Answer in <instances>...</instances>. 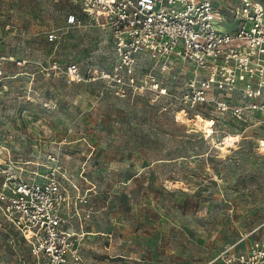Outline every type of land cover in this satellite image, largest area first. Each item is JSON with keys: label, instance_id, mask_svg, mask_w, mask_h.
Returning <instances> with one entry per match:
<instances>
[{"label": "rangeland", "instance_id": "obj_1", "mask_svg": "<svg viewBox=\"0 0 264 264\" xmlns=\"http://www.w3.org/2000/svg\"><path fill=\"white\" fill-rule=\"evenodd\" d=\"M70 11L85 24L67 27ZM0 56V168L41 179L60 165L70 192L87 194L93 212L76 220L85 234L75 243L85 264H217L227 244L264 233V118L239 121L212 107L186 116L191 73L180 66H155L166 92L126 98L54 73L55 63L89 73L114 60L109 31L72 0H0ZM208 118L214 133L199 124ZM0 264H37L9 225L0 228Z\"/></svg>", "mask_w": 264, "mask_h": 264}, {"label": "built area", "instance_id": "obj_2", "mask_svg": "<svg viewBox=\"0 0 264 264\" xmlns=\"http://www.w3.org/2000/svg\"><path fill=\"white\" fill-rule=\"evenodd\" d=\"M72 1L92 24L109 31L114 60L89 73L77 62L55 63L54 73L73 81L99 82L126 98L166 92L155 66L163 73L180 66L191 73L181 93L187 116L197 107H212V113L239 121L264 118L262 0ZM65 23L78 27L85 19L70 11ZM219 24L236 25L227 30L219 29ZM57 37L54 29L48 32V40ZM3 62L0 56V75ZM59 168L56 165L41 179L22 175L12 165L0 168V228H15L29 243L37 264H85L75 247L85 225L76 220L88 219L93 210L86 193L73 194L64 185ZM254 231L223 247L213 262L264 264V233L245 241Z\"/></svg>", "mask_w": 264, "mask_h": 264}, {"label": "bare ground", "instance_id": "obj_3", "mask_svg": "<svg viewBox=\"0 0 264 264\" xmlns=\"http://www.w3.org/2000/svg\"><path fill=\"white\" fill-rule=\"evenodd\" d=\"M181 112H183V111H181ZM196 116H199L200 118L203 117V115H201L200 113H198ZM204 118H206V117H204ZM208 119H211V118H208ZM208 119H205L203 121H200L199 124L201 125V128H205L206 130H210L212 133H214L215 131H213V130H215L214 129L215 120H213V119L208 120ZM210 121L212 123H210ZM210 131H207L206 133L209 135ZM235 136L229 135L228 138H227L228 139L227 142L226 143L224 142L225 146H223L221 149L225 150L226 148L230 147L229 142H233L235 140Z\"/></svg>", "mask_w": 264, "mask_h": 264}, {"label": "crops", "instance_id": "obj_4", "mask_svg": "<svg viewBox=\"0 0 264 264\" xmlns=\"http://www.w3.org/2000/svg\"><path fill=\"white\" fill-rule=\"evenodd\" d=\"M217 264H219L218 262H216Z\"/></svg>", "mask_w": 264, "mask_h": 264}]
</instances>
